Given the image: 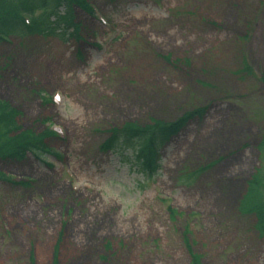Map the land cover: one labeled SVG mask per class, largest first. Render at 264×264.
I'll return each instance as SVG.
<instances>
[{
    "label": "rangeland",
    "instance_id": "rangeland-1",
    "mask_svg": "<svg viewBox=\"0 0 264 264\" xmlns=\"http://www.w3.org/2000/svg\"><path fill=\"white\" fill-rule=\"evenodd\" d=\"M89 2L106 23L75 9L77 40L0 45V100L64 137L47 140L59 158L0 164L30 181L0 182V264H264L238 211L252 176L264 201V0ZM194 111L151 180L99 151L113 127Z\"/></svg>",
    "mask_w": 264,
    "mask_h": 264
},
{
    "label": "trees",
    "instance_id": "trees-1",
    "mask_svg": "<svg viewBox=\"0 0 264 264\" xmlns=\"http://www.w3.org/2000/svg\"><path fill=\"white\" fill-rule=\"evenodd\" d=\"M18 2L14 9L10 8L0 13V45L5 38L13 34L32 36H52L57 32L66 35L72 27L71 12L73 7L90 13L86 0H13ZM21 14L32 16L31 26L26 27ZM36 14V16H35ZM245 39V38H244ZM244 70L248 72L245 63ZM259 80L264 83V73ZM187 113L173 122L152 121L150 124L124 123L111 129L109 136L99 146L101 152H111L114 155L130 150V159L121 157L120 163L130 164V169L136 165L137 171L144 179H150L156 172V157L154 146L167 143L185 126L194 115ZM17 110L0 102V164L22 163L28 155L41 160L45 155H57L46 144L47 139H53V134L45 131L36 134L30 130H23L17 123ZM0 180L10 181L0 175ZM25 185L23 183H18ZM261 182L253 177L247 183V189L238 202V211L242 215H253L255 230L260 237H264V201L262 200ZM174 217L175 211L167 209ZM190 264H200L197 255L190 254Z\"/></svg>",
    "mask_w": 264,
    "mask_h": 264
}]
</instances>
